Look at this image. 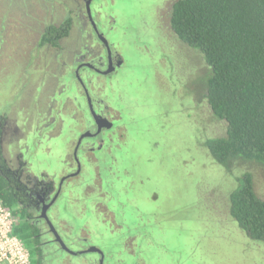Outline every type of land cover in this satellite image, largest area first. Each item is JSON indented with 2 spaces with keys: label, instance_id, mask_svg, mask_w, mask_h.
<instances>
[{
  "label": "rangeland",
  "instance_id": "374dc122",
  "mask_svg": "<svg viewBox=\"0 0 264 264\" xmlns=\"http://www.w3.org/2000/svg\"><path fill=\"white\" fill-rule=\"evenodd\" d=\"M37 1L19 6L18 0H0V109L7 108L24 125V130L19 127L23 132L42 120L58 80L71 78L69 72L57 74L55 48L37 46L30 27L71 18L65 49L61 45L65 55L78 53L82 23L89 30L74 0H65L63 6L59 0ZM174 1L99 3L104 23H112H98L99 31L122 67L90 79L119 117L118 129L112 134L111 157L84 156L81 175L66 184L74 219L68 236L86 240L76 239L68 248L79 252L98 247L110 255V264H119L117 257L120 264L123 259L124 264H264V246L251 243L228 213V194L242 173L253 176L256 195L264 197V168L237 160L227 172L200 147L203 139L222 136L225 124L208 113L199 82L205 67L171 38L168 14ZM84 56L89 54L85 51ZM66 87L71 90L69 83ZM57 111L62 118L50 133L49 167L60 175L72 166L68 153L81 124L71 120L72 110L59 105ZM33 139L28 133L21 141L30 152L50 153L44 142L35 148ZM46 252L50 260L45 264H97L99 258L95 253Z\"/></svg>",
  "mask_w": 264,
  "mask_h": 264
},
{
  "label": "trees",
  "instance_id": "16d2710c",
  "mask_svg": "<svg viewBox=\"0 0 264 264\" xmlns=\"http://www.w3.org/2000/svg\"><path fill=\"white\" fill-rule=\"evenodd\" d=\"M168 25L172 40L205 67L199 82L208 113L225 124L222 136L203 139L200 147L227 172L237 160L264 168V0H175ZM69 30L68 19L48 29L42 41L57 45ZM234 182L229 217L251 243L264 246V197L256 195L250 173ZM18 201L19 193L0 174V204L14 219L12 235L27 249L30 264H43L38 229Z\"/></svg>",
  "mask_w": 264,
  "mask_h": 264
},
{
  "label": "flooded vegetation",
  "instance_id": "af4514ba",
  "mask_svg": "<svg viewBox=\"0 0 264 264\" xmlns=\"http://www.w3.org/2000/svg\"><path fill=\"white\" fill-rule=\"evenodd\" d=\"M74 1L76 2L75 7L77 15H79L81 19H85L86 27L89 28V30H86L82 23L79 35L83 37L81 39L83 40V45H80L77 54L65 55L62 50L63 47L65 49L64 43H66L67 38L71 33L70 31L73 28L74 23H72L73 21L71 18L68 17L70 20V30L68 35L58 39L57 45H52L51 42H43V36L48 29L51 27H60L63 25V22L68 19L59 21L58 23H49V21L47 23L43 22L40 24L42 28L39 26L36 30L34 27H30L33 36L38 37L36 43L37 46L55 48L58 59V62L56 61L55 64L59 67L57 74L62 77L69 72L71 77L69 78L70 81L68 82L63 79L58 80L60 86L54 93V101L52 103L46 101V104H44V112L41 114L42 120H37L38 125H33L29 132H23L20 130L19 127L23 124H21L16 118H11L7 108L4 107L0 109V174L8 181V183H11L16 192L19 193L18 204L27 210L26 219L32 221L34 226L38 229V254L42 258L43 264L46 263V259L48 262L50 260L49 254L46 252L47 250L50 252H54L55 249L63 251L60 245L55 241L53 232L50 230L44 216L52 224L55 231L67 247H73L72 245L76 243V239L86 243L85 238L77 236L76 239H73L68 236L72 228V220L74 219H72L73 213L71 212L70 207L72 200L71 192L69 193V190L65 189L67 187L66 184L69 180L81 175L84 156H88V154L90 155L92 153V155L97 154L99 157H101L100 154H104L107 158L111 157V150L109 148H112L114 139L112 134L118 129L119 117L115 116L114 110L106 100L98 95V92L93 84H91L92 80L90 79L92 76H110L122 67L120 56L112 51L110 45V53L108 55L107 48L98 39V34H101L99 28L101 26L104 27L105 24H109V21L104 23V19H102L104 18V15L103 17L101 16V9L99 7L101 0ZM34 2L38 1L18 0L17 5L20 6L23 3L24 6H28ZM59 2L63 6L65 0H59ZM172 4L173 3H171V5ZM56 7H58L57 4ZM67 7H69V5H67ZM53 13L56 14V12L51 9L50 14ZM98 23L100 27L98 26ZM94 27L98 33L95 32ZM109 29H112V26H110ZM87 40H91L90 43H87ZM93 40H95V43L102 48L103 55L100 54L99 50L94 48ZM36 44L33 45L36 46ZM61 45H63V47ZM85 51L89 54L88 57L84 56ZM108 68H111V72L109 74H104ZM55 83L58 85L56 79ZM68 83L71 87L70 91H68L66 87V84ZM63 94H68V96L63 98L60 103L59 98ZM59 105H61V109L66 108V110H72L73 115L71 116V120L74 122L78 121L81 124V130L78 135L75 136L74 142H72L73 148L71 151L69 150L68 153V158L70 159L72 166L69 171L60 175L49 167L53 159L50 148V143L52 141L49 142L50 133L51 131H55L57 124L61 122L62 118L59 114L60 112L57 111ZM91 111H93L94 115L99 119L106 120L108 124L107 122L102 123L98 120V124L101 126L100 130H98ZM115 111L118 112L116 108ZM59 116L60 118L58 119ZM21 128L24 130V125ZM28 133L33 135L35 148L41 146L44 142V144L46 143L47 149L50 150V153L41 155L36 151L30 152L29 148L21 141V139ZM85 133L88 134V136L82 137ZM42 163H45L47 167H41ZM101 170H104L103 163L101 165ZM96 176L99 179V176L95 175V177ZM107 215L110 216L109 214ZM123 249L128 252V248L123 247ZM103 254V264H110L108 263L110 255L105 251ZM97 255L99 257L97 260L98 264L100 255ZM130 255L132 256L133 253ZM115 261L120 264V259H118V257L115 258ZM121 263H125L124 259Z\"/></svg>",
  "mask_w": 264,
  "mask_h": 264
},
{
  "label": "built area",
  "instance_id": "2783aa9c",
  "mask_svg": "<svg viewBox=\"0 0 264 264\" xmlns=\"http://www.w3.org/2000/svg\"><path fill=\"white\" fill-rule=\"evenodd\" d=\"M14 219L0 204V264H30L27 249L12 235Z\"/></svg>",
  "mask_w": 264,
  "mask_h": 264
},
{
  "label": "water",
  "instance_id": "95a60500",
  "mask_svg": "<svg viewBox=\"0 0 264 264\" xmlns=\"http://www.w3.org/2000/svg\"><path fill=\"white\" fill-rule=\"evenodd\" d=\"M89 18H90V20H91L90 15H89ZM94 30H95L96 33H98L95 27H94ZM98 39L102 42V44L105 45V47H106L107 50H108V55H109V53H110V52H109V44H108L106 38H104V36H103L102 34H98ZM110 72H111V68H108V69L104 72V74H109ZM91 114L94 116V120H95V122H96V124H97V128H98V130H100L101 126L98 124V123H99L98 120H100V122H102V123H103V122L106 123L107 121H106V120L99 119L97 116L94 115L93 111H91ZM107 124H108V122H107ZM86 136H88V134L85 133L82 137H86ZM75 154H76V153H75ZM75 154H74V155H75ZM75 156H76V155H75ZM44 218H45V220L47 221V223H48V225H49V227H50V230L53 232V235H54L55 241L60 245V247H61V249H62L63 251H65L66 253H68V254H70V255H78V254H85V253H95V254H99V255H100V259H99L98 264H103L104 254H103V252H102L101 249H99L98 247H95V246H89L87 249H85V250H81V251H79V252H75V251L70 250V249L64 244V242L62 241L61 237L57 234V232L55 231V229H54V227L52 226V224L48 221V219H47L45 216H44Z\"/></svg>",
  "mask_w": 264,
  "mask_h": 264
}]
</instances>
